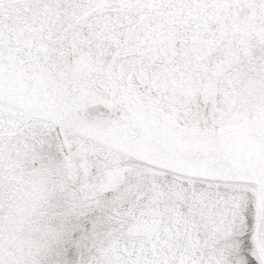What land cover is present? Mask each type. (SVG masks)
Instances as JSON below:
<instances>
[{"label": "snow or ice", "instance_id": "obj_1", "mask_svg": "<svg viewBox=\"0 0 264 264\" xmlns=\"http://www.w3.org/2000/svg\"><path fill=\"white\" fill-rule=\"evenodd\" d=\"M0 264H264V0H0Z\"/></svg>", "mask_w": 264, "mask_h": 264}]
</instances>
